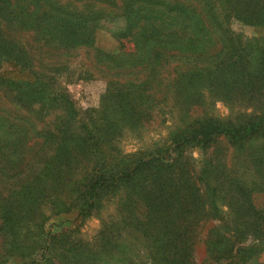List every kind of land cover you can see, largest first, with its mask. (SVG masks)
<instances>
[{
    "label": "rangeland",
    "instance_id": "obj_1",
    "mask_svg": "<svg viewBox=\"0 0 264 264\" xmlns=\"http://www.w3.org/2000/svg\"><path fill=\"white\" fill-rule=\"evenodd\" d=\"M242 14L263 15L264 0H0V33L31 60L21 68L0 59V79L12 75L28 82L45 75L49 91L63 92L71 104L64 109L0 83V206L10 207L16 221L5 227L0 211V264H23L34 255L41 259L37 264L171 263L154 262L174 243L144 239L147 204L125 209L123 188L89 214L79 213L80 192L70 184L94 165L84 159L70 166L66 149H78L74 140L82 129L70 141L66 136L75 121L93 124L102 136L100 154L112 165L145 155L156 143L168 144L179 123L175 83L190 120L211 116L228 123L260 116L264 22L247 21ZM163 23L168 29L157 30ZM78 24L83 27H74ZM125 27L130 35L122 37ZM249 81L243 91L241 84ZM67 120L71 123L64 126ZM182 155L190 181L200 192L212 187L216 193L215 208L207 201L194 226L188 264H264V236L232 238L231 255L207 252L211 231L243 225L233 221V194L239 200L247 195L264 214V129L240 141L221 135L206 148L190 143ZM38 214L44 218L40 227Z\"/></svg>",
    "mask_w": 264,
    "mask_h": 264
},
{
    "label": "trees",
    "instance_id": "obj_2",
    "mask_svg": "<svg viewBox=\"0 0 264 264\" xmlns=\"http://www.w3.org/2000/svg\"><path fill=\"white\" fill-rule=\"evenodd\" d=\"M240 17H246L245 19L251 22L257 21L255 19H262L264 22V14L260 16L242 14ZM74 27L82 28L83 26L78 24L74 25ZM126 29L125 27L121 34L122 37H125L127 34L130 35L129 32L125 31ZM159 29L168 28L163 23L157 27V30ZM68 31L66 37L71 41L70 37L72 33ZM0 59L14 60L21 68L28 67L29 63H31L29 56L22 46H19L15 40L2 33H0ZM11 76L0 79V83L6 89H13L16 85L21 88V91H29L33 97L40 99L49 98L50 102L54 101L62 104V108L64 109L69 107V105L71 107L69 98L63 92L51 93L49 91L51 86L47 84L44 78L45 75L35 74L33 79L31 78L28 82L16 81ZM250 84L251 81L243 82L241 84L243 91H246ZM23 86H28V88H22ZM172 87L175 101L180 106L179 123L170 132L168 137L169 143L162 145H159V143L154 144L152 148L147 150L146 156L132 154L128 158H122L119 165H112L107 161L108 156L106 154L104 157L101 155L104 153L100 146L102 136L94 131L95 126L93 124L81 126L78 124V121H75L73 131L69 135L64 136L70 141L72 139L71 135L78 128H81L82 130L78 132V135L76 134V139L74 140L76 145H78V149L76 151L66 149L68 153L67 160L70 161L71 159L70 166H72V163L75 164L77 161L82 162L84 159L92 162L94 165L91 170L92 172L88 171V174L82 177V180L72 181V184H70L71 187H75L76 192H80L78 194L79 202L77 208L79 213L89 214L92 209L101 205V202L105 200V196L113 194L119 188H123V195H126L123 202L125 209L128 210L131 208V205L137 203L147 204V206L145 205L147 207L145 220L149 223V227L143 229L144 239H168L174 243L168 249L164 248L160 250L158 258L154 262L156 260H172L169 264H188L189 261L186 260L191 256L189 241L194 226L203 218L200 211L207 201L210 202V206L212 205L215 208L213 197L216 193L215 188L212 187H206V192H200L195 182L190 181L192 177L183 159V148L190 143H196L202 148H206L214 144L221 135H227L236 139V141H240L258 134L264 129V113L255 118H248L243 122L229 121L225 123L211 116L190 120L188 111L185 109L186 101L183 100L181 88L177 83L175 85L172 84ZM258 89H263L261 84L258 86ZM70 123L67 120L64 126H69ZM106 135L108 134L106 133ZM61 169L62 167L58 171L61 172ZM132 193L135 194L137 201L131 200L130 194ZM32 202L29 203L28 210L32 208ZM229 204L232 209L235 208L237 210L233 221L243 225L233 228L232 231H229V228L226 231L218 233L211 231L207 241L208 253L215 252L221 256L230 253L231 255L234 250V240L232 238L242 240L249 234L255 237L264 236V214H259L258 210L254 209V205L247 195H242L239 200L233 194L229 200ZM179 210H182L183 212L181 213L184 214H180ZM0 211L4 214L2 215L4 218L3 225L5 227L8 226V228H11L12 225L14 226L16 221L13 224L10 219L12 215L10 207L0 206ZM38 215L39 220L35 224L40 227L44 218L40 214ZM34 217L37 218V216ZM132 217L136 218L135 216ZM160 220L164 223H159ZM142 225L145 226L144 223ZM160 226L169 228V232H166L163 228L161 229ZM222 241H224L225 245L222 244ZM37 242H39V239L35 238L32 243L35 244ZM222 245L224 246L221 247ZM33 249L35 254L38 253L35 248ZM248 249L251 248H245L244 251ZM34 251L28 255H33ZM149 251L152 253V247ZM40 260L34 255L30 261L23 264H37ZM129 264L137 263L131 262Z\"/></svg>",
    "mask_w": 264,
    "mask_h": 264
}]
</instances>
